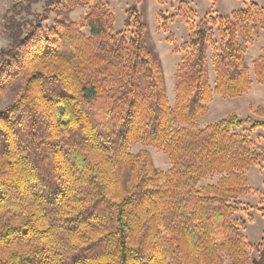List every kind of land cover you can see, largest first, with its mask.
Listing matches in <instances>:
<instances>
[{"label": "trees", "instance_id": "trees-1", "mask_svg": "<svg viewBox=\"0 0 264 264\" xmlns=\"http://www.w3.org/2000/svg\"><path fill=\"white\" fill-rule=\"evenodd\" d=\"M39 3L41 13L33 10ZM141 4L125 12L130 37L115 30L107 0H23L2 15L0 99L20 85L0 108V264H224L223 255L264 264V230L252 245L245 222L233 219L239 197L253 191L246 171L264 164V150L236 130L264 131V109L250 108L261 119L199 125L214 97L250 91L245 58L264 30V7L209 11L192 23L187 41L173 47L184 55L171 107ZM84 7L78 22L67 17ZM176 13L185 23L196 18L186 1ZM159 19L168 33L174 17ZM252 73L264 91V43ZM134 145L161 150L169 170H157L145 149L131 153ZM214 175L215 184L199 186ZM244 206L264 222L263 207Z\"/></svg>", "mask_w": 264, "mask_h": 264}, {"label": "rangeland", "instance_id": "rangeland-1", "mask_svg": "<svg viewBox=\"0 0 264 264\" xmlns=\"http://www.w3.org/2000/svg\"><path fill=\"white\" fill-rule=\"evenodd\" d=\"M23 0H0V50L4 49L8 45L6 33L3 30L2 15L4 12L15 2H22ZM134 0H107L110 9L115 19V30H125L128 37L131 36L132 28H125L123 25L125 19V12L132 5ZM180 1H186L192 7L196 13V18L190 22L185 23L180 16L177 15V6ZM255 2L264 7V0H216L214 6H212L211 0H163L162 4H158L155 0H142V4L139 6V11L144 18L147 25L146 31V43L150 51L158 57L162 72L164 75L165 88L169 105L173 107L175 100V78L174 74L178 67V64L183 57V53H173V47H179L187 41V36L190 31V27L201 20L207 12H211L213 15H228L232 11L242 9L249 3ZM212 6V8H211ZM35 12H42V3L33 6ZM87 11L86 7L77 9L67 14V17L74 22H78L80 16ZM166 16H173L174 22L168 23V33L161 32V20L159 19V13ZM56 14L51 13L48 16L47 22L44 24L46 27H51ZM83 33L88 35V29L84 27ZM169 34L173 35V42L167 41ZM264 43V30L260 31L258 39L255 44L249 48V52L245 58L247 66L250 68V78L252 80V89L238 99L224 100L220 97H214L213 102L209 106V111L206 116L199 120L200 127H205L209 124L215 123L229 115H236L238 118L251 116L255 119H261L253 115L251 109L262 107L264 109V91L263 88L255 83V79L252 73V61L260 54V49ZM213 50H208V63H209V78L211 84H213V73L211 70V59ZM19 79L14 81L6 90V94L0 99V108L3 109L11 104L19 90ZM264 120V119H263ZM248 127L237 129V133L247 134L251 141V148L254 150H264V131L249 132ZM131 153H137L141 149H145L150 153L152 163L154 167L162 172L169 170L170 165L166 156L161 150H158L151 146L142 147L134 145L129 148ZM250 186L253 191L247 195L239 197L241 205L240 210L233 216L236 222L244 221L245 226L241 228L242 234L246 237L248 242L252 245H256L260 242L262 232L264 230V222L260 213L254 208H245L244 205L260 206L264 208V164H257L245 173ZM219 176L214 175L201 181L199 186L213 185L217 182ZM252 218V222L248 221V218ZM248 253L251 257L257 256L255 250L249 249ZM224 264H231V260L227 255L222 256Z\"/></svg>", "mask_w": 264, "mask_h": 264}, {"label": "crops", "instance_id": "crops-1", "mask_svg": "<svg viewBox=\"0 0 264 264\" xmlns=\"http://www.w3.org/2000/svg\"><path fill=\"white\" fill-rule=\"evenodd\" d=\"M250 48V47H249ZM248 52H249V49H248ZM251 89H252V86H251Z\"/></svg>", "mask_w": 264, "mask_h": 264}]
</instances>
